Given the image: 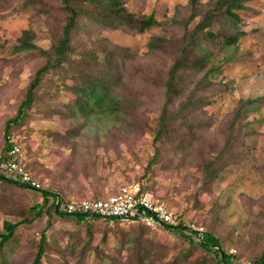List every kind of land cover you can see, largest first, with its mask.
<instances>
[{
	"label": "rangeland",
	"instance_id": "rangeland-1",
	"mask_svg": "<svg viewBox=\"0 0 264 264\" xmlns=\"http://www.w3.org/2000/svg\"><path fill=\"white\" fill-rule=\"evenodd\" d=\"M187 3L188 0H131L127 7L136 13H155L161 22L173 16L176 6ZM247 5L248 11L239 12L240 28L247 34L236 50L229 49L219 56L217 63L222 72L216 73L213 79L232 82L231 89L208 107V112L215 118L210 131L215 134L240 99H259L247 120L251 128L247 138L249 158L240 165H229L204 191L202 173L188 163L180 169L167 170L162 165L148 168L154 154L152 119L157 117L156 108L149 105L144 110L150 120L131 148L124 140L111 144V137L105 135V121L100 119H91L70 142L66 138L74 129L70 119L62 114L45 119L36 105L27 119L11 130V140L20 149L21 163L46 190L59 192L67 199L106 198L123 186L139 182L145 192L165 202L183 226H193L202 232L214 231L222 240L223 250L237 253V264H246L259 246L254 238L257 239L256 227L262 222L261 206L253 201L264 196V0H250ZM26 29L35 32L38 46L49 47L46 18L36 16L26 0H18L0 10V65L7 66L1 70L0 78L2 158L6 155L1 152L5 124L15 115L32 73L30 59L17 49L18 39ZM103 35L142 55L147 52L150 39L163 35V30L154 26L137 36L119 30L105 31ZM76 98L75 94L64 92L51 101L58 104ZM77 120L84 121L80 116ZM242 196L250 200L244 201ZM38 202V194L30 189L19 191L0 184V234L10 225L18 224L13 241L0 257V264H31L49 221L51 228L47 232L48 249L43 264H111L113 255H119V264L136 261L128 239L136 235L137 223L118 224L103 219L79 223L47 208L32 223H23L34 216L33 207ZM182 231L157 227L144 232L142 240L145 244L151 243L148 252L151 261L145 264H213L215 255L191 247Z\"/></svg>",
	"mask_w": 264,
	"mask_h": 264
},
{
	"label": "trees",
	"instance_id": "trees-1",
	"mask_svg": "<svg viewBox=\"0 0 264 264\" xmlns=\"http://www.w3.org/2000/svg\"><path fill=\"white\" fill-rule=\"evenodd\" d=\"M16 1L0 0V10ZM130 1L26 0L36 16H45L51 43L47 49L38 46L32 29L24 30L18 39L17 49L30 59L32 73L15 115L5 124L1 152L7 154L15 146L11 140L12 127L20 126L36 105L45 119L61 114L70 119L74 124L70 136L66 137L70 142L91 119H100L105 121V135L111 137V144L124 140L131 148L145 130L144 124L150 120L144 110L149 105L156 108L157 117L152 119L154 154L148 168L162 165L167 170L180 169L188 163L202 173L204 191L229 165H240L249 158L247 138L251 128L247 120L259 99H240L215 134L210 132L215 118L208 107L231 89L232 82L213 79L216 73L222 72L217 63L219 56L229 49L236 50L247 34L240 28L239 12L250 9L247 5L250 0H188L185 6H176L170 19L161 22L155 13L130 11L127 7ZM154 26H160L163 35L152 37L147 52L142 55L103 35L105 31L119 30L137 36ZM6 67L3 63L0 65V78L1 70ZM64 92H71L77 98L53 104L51 100ZM79 116L83 122L77 120ZM0 184L19 191L30 189L38 194L34 216L23 223H32L42 216L44 208L79 223L101 220L67 214L62 211L67 197L61 193L21 185L1 171ZM242 199L250 200L245 196ZM253 203L261 206L262 222L256 227L258 236L254 238L259 246L246 264H264V196ZM112 222L123 223L120 220ZM17 226L12 224L0 234V257L13 241ZM50 228L49 221L36 245L31 264H43ZM165 228L183 230L191 247L215 255L213 264H237L239 255L224 251L222 240L214 231L186 230L182 223ZM150 229L137 223L136 235L129 236L130 251L136 256L133 264L151 261L148 256L151 243L145 244L141 238ZM118 257L113 255L111 264H119Z\"/></svg>",
	"mask_w": 264,
	"mask_h": 264
},
{
	"label": "built area",
	"instance_id": "built-area-1",
	"mask_svg": "<svg viewBox=\"0 0 264 264\" xmlns=\"http://www.w3.org/2000/svg\"><path fill=\"white\" fill-rule=\"evenodd\" d=\"M20 149L14 146L5 157H0V171L21 185L32 189H45L43 184L25 168L19 158ZM62 211L71 215H85L87 219L120 220L123 223H143L150 228L176 227L181 220L167 204L145 192L139 182L123 186L105 199L70 198L62 205ZM186 230L203 233L193 226Z\"/></svg>",
	"mask_w": 264,
	"mask_h": 264
},
{
	"label": "bare ground",
	"instance_id": "bare-ground-1",
	"mask_svg": "<svg viewBox=\"0 0 264 264\" xmlns=\"http://www.w3.org/2000/svg\"><path fill=\"white\" fill-rule=\"evenodd\" d=\"M205 240V239H204Z\"/></svg>",
	"mask_w": 264,
	"mask_h": 264
}]
</instances>
